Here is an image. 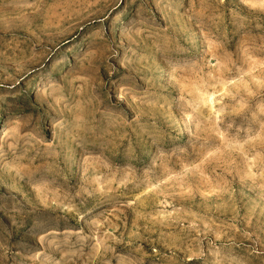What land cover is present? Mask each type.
Here are the masks:
<instances>
[{
    "label": "rangeland",
    "instance_id": "374dc122",
    "mask_svg": "<svg viewBox=\"0 0 264 264\" xmlns=\"http://www.w3.org/2000/svg\"><path fill=\"white\" fill-rule=\"evenodd\" d=\"M0 264H264V0H0Z\"/></svg>",
    "mask_w": 264,
    "mask_h": 264
}]
</instances>
